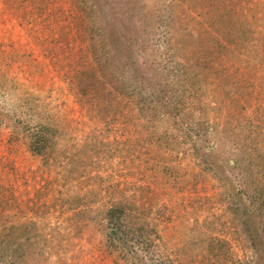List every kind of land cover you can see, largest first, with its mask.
Listing matches in <instances>:
<instances>
[{
	"label": "rangeland",
	"instance_id": "374dc122",
	"mask_svg": "<svg viewBox=\"0 0 264 264\" xmlns=\"http://www.w3.org/2000/svg\"><path fill=\"white\" fill-rule=\"evenodd\" d=\"M132 1L93 0L92 5L95 12L104 13L108 26H120L128 19L121 8ZM145 1L153 6L169 0ZM175 8L186 23L214 33L225 26L220 14L225 12L233 29L264 46V0H177ZM85 32V19L73 0H0V212L8 216L7 223L26 220L37 233L16 263L0 257V264H127L110 254L93 220L76 212L88 199L113 197L109 190L117 181L155 223L156 256L178 264H264L263 203L250 191L239 194L237 203L250 207L243 223L229 208L224 186L202 169L193 151V142L216 145L211 125L205 137L206 125L185 113L163 120L179 141L177 173L170 177L155 170L151 154L156 147L149 149L144 117L99 121L89 115L70 82L74 70L91 56ZM233 65L229 119L262 122L264 141V63L237 58ZM240 79L244 81L238 86ZM209 103L215 106L214 100ZM213 106L197 115L211 122L223 111ZM45 131L54 135L42 152L31 148L30 141ZM90 136L118 139L120 154L95 168L88 161L80 163L75 170L69 156ZM234 157V147L227 142L211 155L226 168ZM96 171L101 175L91 176ZM227 172L238 191L239 168ZM77 191L87 194L86 203L73 207Z\"/></svg>",
	"mask_w": 264,
	"mask_h": 264
},
{
	"label": "trees",
	"instance_id": "16d2710c",
	"mask_svg": "<svg viewBox=\"0 0 264 264\" xmlns=\"http://www.w3.org/2000/svg\"><path fill=\"white\" fill-rule=\"evenodd\" d=\"M159 2L148 6L145 0H133L121 8V13L127 15L124 20L128 19L120 26L117 22L108 26L104 13L93 9V0H73L85 19L91 56L74 70L70 81L72 88L79 102L96 120L107 121L116 116L144 117L149 149L156 147L151 154L155 170L164 176L174 177L177 173L179 141L163 120L185 113L191 120L206 125L203 129L205 137L211 125L216 132V145L210 147L208 142H193V151L202 169L224 186L229 196V208L244 223L249 205L237 203V196L246 190L250 191V196L261 200L263 208L261 203L259 207L264 214L263 123L244 117L229 119L234 87L231 75L237 58L247 64L264 63V46L233 29L235 25L225 12L220 13L225 26L217 27L219 32L214 33L208 28H196L198 24L186 23L175 8L177 0ZM136 16L146 20L137 23ZM193 20L201 23L199 19ZM240 81L244 80L240 79L238 86ZM205 95L210 99L206 100ZM211 99L215 106L209 105ZM209 106L220 111L223 108L219 116L208 121L210 124L197 115V112L205 114ZM216 118L222 119L216 121ZM53 132L56 133V129ZM54 133L50 135L45 131L40 139L34 138L30 141L31 148L42 152V146ZM118 142L116 138L103 140L90 136L80 146H75L69 158L76 166L75 170H80L78 165L87 161L95 168L101 160L120 152L117 151ZM226 142L236 153L229 168L211 158L215 148ZM235 167L239 168L242 177L237 184L238 191L235 179L227 172ZM100 175L96 171L91 176ZM113 184L109 190L113 197L98 202L88 199L87 205L76 211L84 213L97 225L110 254L127 264H178L155 255V223L143 212V206L132 198L133 194L126 192L127 187L120 190L118 181ZM90 191L99 193L95 187ZM76 196L77 200L71 206L86 203L83 199L87 197L86 193L77 191ZM6 217L0 212V257L16 263L23 256L25 245L33 243L37 233L26 220L7 223ZM249 239L251 243L254 240L251 232Z\"/></svg>",
	"mask_w": 264,
	"mask_h": 264
}]
</instances>
